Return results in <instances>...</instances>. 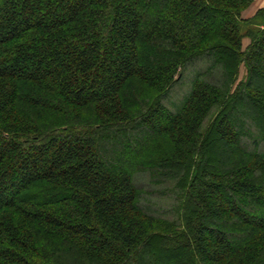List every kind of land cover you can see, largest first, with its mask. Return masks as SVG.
Instances as JSON below:
<instances>
[{
    "label": "trees",
    "instance_id": "trees-1",
    "mask_svg": "<svg viewBox=\"0 0 264 264\" xmlns=\"http://www.w3.org/2000/svg\"><path fill=\"white\" fill-rule=\"evenodd\" d=\"M252 1L0 0V264H264Z\"/></svg>",
    "mask_w": 264,
    "mask_h": 264
},
{
    "label": "rangeland",
    "instance_id": "rangeland-1",
    "mask_svg": "<svg viewBox=\"0 0 264 264\" xmlns=\"http://www.w3.org/2000/svg\"><path fill=\"white\" fill-rule=\"evenodd\" d=\"M264 7V0H253L249 6H247L242 14L241 17L245 20L250 19L253 17L256 12ZM250 39L245 37L243 38L242 47L243 50H246L248 46L250 45ZM209 64L200 62L195 66L197 70H205L208 68ZM247 77V70L244 65L240 68L239 73V81L246 80ZM193 78L187 74L183 80H181V84L174 86L170 91L168 96L164 99V107L167 108V111L169 114L176 113L182 104L187 100L190 87L192 84ZM264 147V145L262 146ZM167 147L165 146L164 149ZM138 183L140 182H146V179L143 177V175H139L137 178ZM171 186V185H170ZM158 190L152 187H148L146 189L147 194L144 196V201H142L144 207L148 212L152 213L155 216L163 218V221L173 220L175 217L174 214V208L176 206V195L172 192V194L166 189L165 191H159V193L155 194L152 193V190ZM162 189V188H160ZM164 190V189H162Z\"/></svg>",
    "mask_w": 264,
    "mask_h": 264
}]
</instances>
